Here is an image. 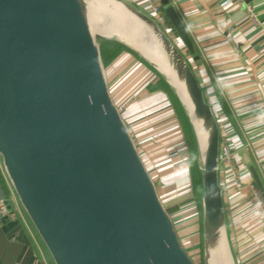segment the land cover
Listing matches in <instances>:
<instances>
[{"label":"water","instance_id":"obj_1","mask_svg":"<svg viewBox=\"0 0 264 264\" xmlns=\"http://www.w3.org/2000/svg\"><path fill=\"white\" fill-rule=\"evenodd\" d=\"M160 2L196 56L177 8ZM95 18L128 26L137 20L157 51L130 31L97 32ZM97 34L140 55L175 93L199 154L203 264H224V248L237 264L220 182L218 122L188 58L159 23L126 0H0V156L54 263L198 264L111 94ZM158 64L183 85L192 111ZM250 171L264 200V182L255 166Z\"/></svg>","mask_w":264,"mask_h":264},{"label":"crops","instance_id":"obj_2","mask_svg":"<svg viewBox=\"0 0 264 264\" xmlns=\"http://www.w3.org/2000/svg\"><path fill=\"white\" fill-rule=\"evenodd\" d=\"M126 1L147 6L145 0ZM249 7L256 20L249 16ZM176 8L197 54L191 55L182 44L181 50L214 111L220 139L237 150L243 172L240 188L220 173L235 260L264 264V200L251 187L255 182L250 171L255 166L264 182V0H183ZM105 68L111 94L183 245L191 255L192 250L203 252L202 203L193 189L186 122L169 93L158 86L160 74L140 55L123 50ZM0 199L12 212L0 218V264H55L1 156Z\"/></svg>","mask_w":264,"mask_h":264},{"label":"built area","instance_id":"obj_3","mask_svg":"<svg viewBox=\"0 0 264 264\" xmlns=\"http://www.w3.org/2000/svg\"><path fill=\"white\" fill-rule=\"evenodd\" d=\"M147 6L144 10L159 23V25L166 31L172 41L181 49L183 42L181 41L178 34L170 26L168 17L165 14V6H163L160 0H145ZM183 0H170V4L175 7ZM242 1V0H241ZM248 14L256 20V14L251 7L248 8ZM184 46V45H183ZM237 150L233 148L227 141L221 140L220 142V173L228 175L235 186L240 188L242 169L238 166L237 161ZM251 187L254 190L256 196L260 197L261 192L255 183H251ZM12 212L4 199H0V218H9Z\"/></svg>","mask_w":264,"mask_h":264},{"label":"trees","instance_id":"obj_4","mask_svg":"<svg viewBox=\"0 0 264 264\" xmlns=\"http://www.w3.org/2000/svg\"><path fill=\"white\" fill-rule=\"evenodd\" d=\"M169 24L173 28V25L170 22V20H169ZM123 50H128V48H126L120 42H117L114 40L103 39L101 51H102L103 61H104L105 65L110 63ZM158 86L162 87L164 90H166L169 93V95L172 97L174 103L176 104V107H177L182 119L186 122L185 131H186V136H187L188 148H189V152H190V164H191V171H192V178H193V189H194V193H195V198L197 199L198 202H200V200H201V188H202V174H201L200 165H199L200 164L199 163V155H198V152L196 149L197 144H196L195 138L193 136L192 129H191L190 124L188 123L186 117H185V112H184L183 107L179 103V100L177 99L173 90L170 88V86L167 84V82L162 78V76H161V80H160ZM201 254H202V250H201ZM198 264H203V260H202V263H198Z\"/></svg>","mask_w":264,"mask_h":264},{"label":"bare ground","instance_id":"obj_5","mask_svg":"<svg viewBox=\"0 0 264 264\" xmlns=\"http://www.w3.org/2000/svg\"><path fill=\"white\" fill-rule=\"evenodd\" d=\"M108 1H110V0H108ZM117 9L123 11L122 16L127 17L128 19H129V17L134 18L132 15L129 14L128 11L126 12V10H124L123 7H119ZM127 18H124V19L126 20ZM112 21L113 20L109 21V25H106V24L96 25V20H95L94 27L96 28L97 32L102 33V34L106 35L107 37L113 36L116 32V29H120L123 31H130L132 33H135L136 35H138V37H140V39H142V45L144 48L152 47L157 51L158 47H157V44L155 42L154 37L149 33V31H147V29L145 28V26L143 24L138 23L137 20H134L135 22L131 26L130 25L128 26L126 24H122V22H120V21H113V24H111ZM158 67L166 72L169 80L177 88L181 98L187 103L188 107L192 111V107H191V104L187 98L186 91H185L183 85H181L178 82L175 74L172 73L171 70H167L166 68L165 69L161 68L159 66V64H158ZM222 253L224 254L223 255V259H224L223 263L224 264H233L232 259L229 255V252L225 248L223 249Z\"/></svg>","mask_w":264,"mask_h":264},{"label":"rangeland","instance_id":"obj_6","mask_svg":"<svg viewBox=\"0 0 264 264\" xmlns=\"http://www.w3.org/2000/svg\"><path fill=\"white\" fill-rule=\"evenodd\" d=\"M96 20V25H99V24H106V25H109V20L105 19V18H95ZM95 25V26H96ZM97 39H98V43L100 44V46H102V40L103 39H107V38H104V37H101L99 34L96 35ZM107 40H110V39H107ZM129 50V49H128ZM131 51V50H130ZM104 63V61H103ZM104 66H105V63H104ZM105 71H106V68H105ZM190 124V122H189ZM190 127H191V124H190ZM192 129V127H191ZM193 131V130H192ZM194 136V134H193ZM197 149V147H196ZM197 152H198V149H197ZM199 155V154H198ZM179 228L182 227V225H178ZM184 241H185V238H184ZM187 241V240H186ZM192 255H193V258L194 260L197 262V263H202V254L200 253V251L198 252V250L196 251H193L192 250Z\"/></svg>","mask_w":264,"mask_h":264}]
</instances>
